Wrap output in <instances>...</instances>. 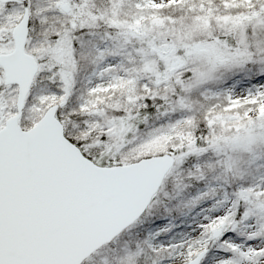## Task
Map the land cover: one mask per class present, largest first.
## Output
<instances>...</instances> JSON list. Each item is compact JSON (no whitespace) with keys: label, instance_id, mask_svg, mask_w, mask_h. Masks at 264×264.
I'll list each match as a JSON object with an SVG mask.
<instances>
[{"label":"snow or ice","instance_id":"snow-or-ice-1","mask_svg":"<svg viewBox=\"0 0 264 264\" xmlns=\"http://www.w3.org/2000/svg\"><path fill=\"white\" fill-rule=\"evenodd\" d=\"M0 264H264V0H0Z\"/></svg>","mask_w":264,"mask_h":264}]
</instances>
